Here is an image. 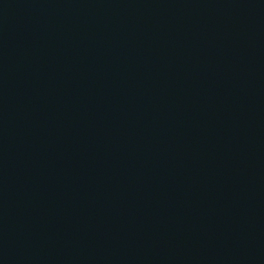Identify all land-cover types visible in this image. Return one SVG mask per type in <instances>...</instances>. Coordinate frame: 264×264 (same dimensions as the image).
<instances>
[{"label": "water", "instance_id": "1", "mask_svg": "<svg viewBox=\"0 0 264 264\" xmlns=\"http://www.w3.org/2000/svg\"><path fill=\"white\" fill-rule=\"evenodd\" d=\"M0 264H264V0H0Z\"/></svg>", "mask_w": 264, "mask_h": 264}]
</instances>
